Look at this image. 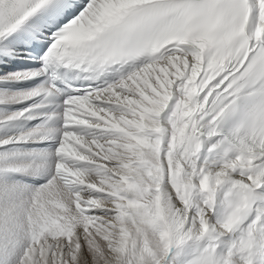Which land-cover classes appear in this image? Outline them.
<instances>
[{
  "label": "snow or ice",
  "instance_id": "snow-or-ice-1",
  "mask_svg": "<svg viewBox=\"0 0 264 264\" xmlns=\"http://www.w3.org/2000/svg\"><path fill=\"white\" fill-rule=\"evenodd\" d=\"M0 264H264V0H0Z\"/></svg>",
  "mask_w": 264,
  "mask_h": 264
}]
</instances>
